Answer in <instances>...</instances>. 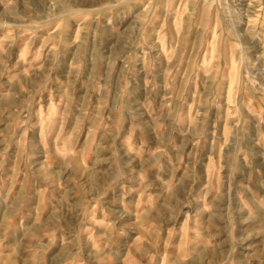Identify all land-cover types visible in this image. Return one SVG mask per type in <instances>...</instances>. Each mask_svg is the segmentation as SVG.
<instances>
[{"label": "rangeland", "instance_id": "374dc122", "mask_svg": "<svg viewBox=\"0 0 264 264\" xmlns=\"http://www.w3.org/2000/svg\"><path fill=\"white\" fill-rule=\"evenodd\" d=\"M0 264H264V0H0Z\"/></svg>", "mask_w": 264, "mask_h": 264}]
</instances>
